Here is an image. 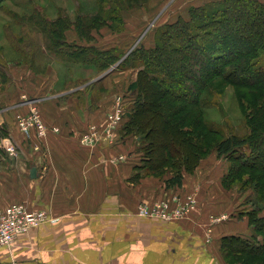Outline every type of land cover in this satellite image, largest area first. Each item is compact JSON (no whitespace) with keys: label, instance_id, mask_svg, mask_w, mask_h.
Masks as SVG:
<instances>
[{"label":"crops","instance_id":"obj_1","mask_svg":"<svg viewBox=\"0 0 264 264\" xmlns=\"http://www.w3.org/2000/svg\"><path fill=\"white\" fill-rule=\"evenodd\" d=\"M196 1L198 5L217 0ZM108 33V48L123 50L118 32ZM65 36L69 44L81 42L75 28ZM40 51L35 57L46 64L40 73H12L15 82L0 92V122L5 124L0 207L22 203L45 209L57 220L0 247V264H243L230 263L221 242L228 235L250 234L249 217L211 221L235 209L232 190L223 183L228 165L217 152L193 171H184L181 185L168 184L172 171L158 174L140 162L144 145L139 138L123 136L122 126L107 134L116 97L122 95L121 77L109 75L106 88L99 89L91 88V78L84 76L77 77L81 81L64 80L67 72H58L53 58L44 48ZM24 92L49 126L42 139L35 131L28 137L15 120L17 113L32 109L28 103L22 105ZM8 145H14V154ZM186 193L196 195L197 205L182 219L170 222L138 215L141 203Z\"/></svg>","mask_w":264,"mask_h":264},{"label":"trees","instance_id":"obj_2","mask_svg":"<svg viewBox=\"0 0 264 264\" xmlns=\"http://www.w3.org/2000/svg\"><path fill=\"white\" fill-rule=\"evenodd\" d=\"M120 1L128 2L124 9L142 0ZM120 1L96 0L92 15L53 20L41 31L47 37L43 48L70 66L83 63L89 69H108L121 59L122 50L101 49L94 56L89 48L67 43L65 34L74 27L86 36L108 20L121 21L118 6L107 7ZM126 63L142 69L140 79L128 87L136 98L121 131L123 136L137 134L143 140L144 166L158 174L172 171L168 184L181 185L184 171H193L216 151L229 161L225 187L239 184L251 192L249 223L257 233L253 236H264V4L218 0L194 6L189 18L165 25L154 47H138L117 67ZM230 85L249 127L246 135H225L221 126L206 119L205 109L222 111L219 92ZM222 241L230 262L250 264L251 256H264V241L255 247L241 235H228ZM235 255L240 258L232 260Z\"/></svg>","mask_w":264,"mask_h":264},{"label":"rangeland","instance_id":"obj_3","mask_svg":"<svg viewBox=\"0 0 264 264\" xmlns=\"http://www.w3.org/2000/svg\"><path fill=\"white\" fill-rule=\"evenodd\" d=\"M217 1H213V2H217ZM138 2L133 6H129L124 9L121 8L124 5L128 4L127 1H122L121 4L117 2L109 3L107 7H113L114 5L118 6L119 11L121 10L122 20L113 23L112 21L108 20L107 25L93 29L92 31H90V34L86 36H81V34H79V32H77V30L75 29L77 34L81 38V42L83 41V38L85 39L84 41L85 46L81 42L75 43V41H73L71 44H73L74 46L76 45L78 47L84 46V48H89L88 53L94 56L97 50H101V49L104 50L106 48L109 49L108 48L109 44H107L106 38L111 34L108 32L110 31L118 32L117 34L120 35L121 43L123 44L122 57L117 63L110 66L108 69H104V70L99 68L89 69L83 63L82 64L74 63L70 66V64L67 65L66 62L62 61L60 57L59 58L53 57V61H54L53 63L57 65L58 72L60 73L67 72L68 74V75L66 74L67 78H64V80L72 81V78L74 79L80 76L81 77L84 76L85 79L91 78L92 80V83L90 85V87L92 86L91 88H95V89L106 88L104 79L107 77L109 78V75L110 77H113L114 75L118 74L117 77L119 76L121 77L120 79L121 86H118L119 88L118 87L117 88L121 90L122 95H124L126 99V113L122 122V126L124 125L127 119V114L130 112V107L133 104L134 99L136 98V96L133 93L130 94L128 92V87L133 81L140 79V75H141L140 70L142 68L141 67H137V69L131 68L127 66V63L122 67H117V66L122 62L123 59L129 56L130 53L135 49H137L138 47L140 46L146 48L154 47L156 45V39L159 32L163 30L166 24L176 22L181 18H189L194 6H203V5H207L208 3H211L208 2L203 4L201 1L197 5L196 0H142ZM96 5H97L96 0H6L4 1L0 6V92L4 91L6 86H8V84L11 83L12 80L13 82H15L16 77H13V74L16 75V73L19 74V71L24 73V72H29L31 70L40 73L41 69L46 65L43 63V61H39V59L35 57L40 55L41 52L40 49L42 50L43 46L45 47L47 43L46 34L41 32L43 28L45 29L48 28L49 23L57 19L58 17H63L65 19L69 18L74 21L76 16L79 14L92 15L96 13L97 10ZM189 5L192 6L190 7ZM150 10H154V11L148 13ZM133 11H137L138 13L135 14ZM131 12L133 13L131 14ZM136 22L138 23L134 25ZM73 28L74 27H72L71 29ZM130 37L133 38L131 41H130ZM33 54L34 56H32ZM47 60H48L47 62L50 61L49 58ZM78 80L81 81L83 80V78H77L75 81ZM77 84L78 83H76L75 85ZM219 94L221 97L220 100H221L222 111H220V108L208 109V111L207 109H205L207 121L216 126L217 125L221 126V129L224 130L225 135H228L230 133H236L238 135H246V133L249 131V127L247 126L244 120V116H243L244 114L242 113V108H240V106L238 105L237 97H235L236 96L235 89L230 85L227 86L225 89L224 88L220 89ZM21 98L23 101L22 102L23 106H26L25 104L28 103L27 105L30 106V108L31 107L32 109L38 108L35 106L34 101L30 99L31 97L28 96L26 92L22 93ZM32 109L26 113H19V114L17 113L15 119L17 125H18L17 119L19 118V116L28 118V116H30ZM39 113L42 119L43 117L40 110ZM42 121H44V123L46 124L44 119H42ZM4 125L5 124L3 122L2 123L0 122V133L4 132V128H5ZM48 130H49V126H48ZM34 131L35 130H32V132ZM132 135L135 138H139V140H137L138 142L143 141L142 139H140V137H137V134H132ZM1 142H2V137L0 136V145ZM142 145H144V143H142ZM9 147L10 146L8 145V151H10ZM38 147H39L38 144L34 143V148H38ZM245 151L249 152L248 147H245ZM214 152L216 151H212L209 154L215 155ZM144 154H145V150L143 149L141 153L143 158H144ZM206 157H204L203 159H205ZM143 158L142 161L140 162H142V164H145ZM220 159L224 160L229 167V161L227 159H225L224 157H220ZM165 169H169V168L167 167ZM228 189L232 190L230 192L233 194V198L235 199L234 214L232 215L226 214L224 215L226 217H220V218L223 220L225 219L226 221V219H229L232 216L239 220L243 217L244 214L245 216L249 217L250 215L249 213L252 211L253 208L251 202L252 201L251 192L250 191L246 192L244 189H242V187L239 184L238 185L233 184L232 187ZM189 194L190 193H186V195ZM173 196L167 199H170L171 201ZM141 204H147V203H141ZM195 208L193 210H195ZM262 213L264 214V211ZM138 215H140V213ZM160 219L170 222L179 220V219L167 220L164 218H160ZM221 219L218 222H220ZM250 229H251L250 234L241 235L242 239L247 240L248 242H250V244H252V246L254 245V247L255 245L262 244L264 241V236L260 234L257 237H255L253 235L257 234L256 231L253 230L252 226H250ZM222 244L223 241L221 242V252H226L223 250ZM235 256L236 257H233L231 259L238 260V258H240L237 255ZM230 263H236V262H230ZM248 263L264 264V256H262L261 258L260 257L254 258L253 256H251V258L248 260Z\"/></svg>","mask_w":264,"mask_h":264},{"label":"built area","instance_id":"obj_4","mask_svg":"<svg viewBox=\"0 0 264 264\" xmlns=\"http://www.w3.org/2000/svg\"><path fill=\"white\" fill-rule=\"evenodd\" d=\"M126 113V100L120 95L116 97V102L111 115L109 116V126L107 134L114 133L116 128L122 126V122ZM38 108L32 109L30 116H19L18 126L27 135L31 134L32 130L36 131L39 139L46 136L48 132L47 124L42 121L39 115ZM57 130L56 128H53ZM12 154L15 153L14 146L9 147ZM119 159H124L120 157ZM196 195L190 193L181 197L175 195L170 199L157 200L153 204H140L138 214L146 217L164 218L167 220H177L187 216L195 208L197 204ZM226 217V216H222ZM221 218L212 216L213 223L218 222ZM56 217H53L45 209H30L22 203H12L7 206L0 207V247L11 245L16 238L31 229L38 227L46 222H55Z\"/></svg>","mask_w":264,"mask_h":264},{"label":"water","instance_id":"obj_5","mask_svg":"<svg viewBox=\"0 0 264 264\" xmlns=\"http://www.w3.org/2000/svg\"><path fill=\"white\" fill-rule=\"evenodd\" d=\"M31 173H32V176H35V174H36V168H32L31 169Z\"/></svg>","mask_w":264,"mask_h":264}]
</instances>
